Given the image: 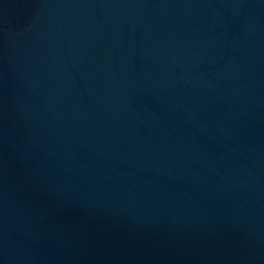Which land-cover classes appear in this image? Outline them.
<instances>
[{"label": "water", "instance_id": "1", "mask_svg": "<svg viewBox=\"0 0 264 264\" xmlns=\"http://www.w3.org/2000/svg\"><path fill=\"white\" fill-rule=\"evenodd\" d=\"M0 264H264V0H0Z\"/></svg>", "mask_w": 264, "mask_h": 264}]
</instances>
